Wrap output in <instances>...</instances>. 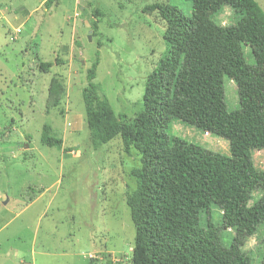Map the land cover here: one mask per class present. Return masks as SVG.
<instances>
[{"label":"rangeland","instance_id":"obj_1","mask_svg":"<svg viewBox=\"0 0 264 264\" xmlns=\"http://www.w3.org/2000/svg\"><path fill=\"white\" fill-rule=\"evenodd\" d=\"M155 3L223 25L236 21L237 0L197 7L192 0H0V264H133L136 226L128 198L142 188L133 172L142 169L143 155L135 145L126 152L121 135L107 143L94 138L84 95L98 57L97 92L128 124L135 126L145 110L151 74L166 94L172 39L158 11L144 12ZM191 44L214 71L216 32L199 22ZM244 51L264 74L262 53L246 44ZM41 62L53 66L42 70ZM54 77L64 95L48 111ZM224 86L229 111H247L253 95L228 77ZM45 126L62 145L42 142ZM169 135L230 154L229 140L178 120ZM252 153L264 173V148ZM218 204L201 212V222L219 228L243 264H264V178L240 228L222 227Z\"/></svg>","mask_w":264,"mask_h":264},{"label":"trees","instance_id":"obj_2","mask_svg":"<svg viewBox=\"0 0 264 264\" xmlns=\"http://www.w3.org/2000/svg\"><path fill=\"white\" fill-rule=\"evenodd\" d=\"M55 1L47 0L49 4ZM192 1L197 7L202 2L220 5L226 0ZM153 11L166 21L172 39L166 94L158 92L159 77L151 74L144 94L145 110L135 126L128 124L97 92L98 57L88 70L84 95L94 138L107 143L121 135L126 152L135 145L143 155L142 169L133 172L142 188L128 198L136 226L133 264H243L223 244L220 229L201 222V212L219 202L222 227L240 228L253 210L249 202L264 178L252 153L253 148H264V74L247 61L244 51L246 44L264 56V8L257 0H237L236 21L229 25L200 12L186 16L161 3L144 8L146 13ZM199 22L216 32L217 64L212 72L191 44ZM52 66V62L40 64L46 71ZM225 77L253 95L247 111H229ZM63 95L64 85L52 78L47 110L58 107ZM174 120L229 140L230 154L169 135ZM41 140L48 146L63 143L50 134L49 126L44 127Z\"/></svg>","mask_w":264,"mask_h":264},{"label":"water","instance_id":"obj_3","mask_svg":"<svg viewBox=\"0 0 264 264\" xmlns=\"http://www.w3.org/2000/svg\"><path fill=\"white\" fill-rule=\"evenodd\" d=\"M90 39H91V36H90Z\"/></svg>","mask_w":264,"mask_h":264}]
</instances>
